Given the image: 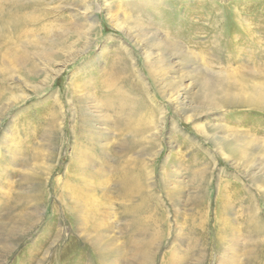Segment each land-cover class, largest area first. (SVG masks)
Listing matches in <instances>:
<instances>
[{
  "label": "rangeland",
  "instance_id": "rangeland-1",
  "mask_svg": "<svg viewBox=\"0 0 264 264\" xmlns=\"http://www.w3.org/2000/svg\"><path fill=\"white\" fill-rule=\"evenodd\" d=\"M0 151V264H264V0H0Z\"/></svg>",
  "mask_w": 264,
  "mask_h": 264
},
{
  "label": "bare ground",
  "instance_id": "bare-ground-1",
  "mask_svg": "<svg viewBox=\"0 0 264 264\" xmlns=\"http://www.w3.org/2000/svg\"><path fill=\"white\" fill-rule=\"evenodd\" d=\"M64 66V65H63ZM64 69V67H59L57 70H56V72H55V74H60L61 72H62V70ZM116 80V79H115ZM117 81V80H116ZM105 82V81H104ZM92 83V82H91ZM118 84V83H117ZM118 86V85H117ZM102 87L103 88H105V90H104V92H102V98H101V102H102V107L105 105H107V106H109L110 108L112 107V106H115V107H119V106H123V104L125 103V101L128 99L127 98V96H126V94H124V95H122L119 91L117 92L116 90H115V86H114V84H113V79H109V83H107V84H104V85H102ZM120 87V86H119ZM121 89V88H120ZM101 93V92H100ZM124 93V92H123ZM122 95V96H121ZM101 96V95H100ZM128 101V100H127ZM100 103V102H99ZM112 105V106H111ZM99 108V107H98ZM110 116V115H109ZM124 119V118H123ZM31 128V127H30ZM29 128V130H31ZM28 129V128H27ZM21 130V129H20ZM31 133H33V131L31 130ZM14 134V133H13ZM22 138V137H21ZM20 138V139H21ZM28 138V137H27ZM10 141V142H8V141ZM24 140V139H23ZM7 142V144H8V147H9V153H10V157H11V159H10V161L9 162H11V161H13V162H16L15 161V159H16V156H17V154H19V152H15V153H13L12 152V148H14V149H16L17 151H20V150H22V146H23V144L21 143V142H23L22 140H21V142H19L17 139H16V136H15V138L14 137H12V136H10V137H8V136H6V138H5V140H4V143H6ZM21 148V149H20ZM8 153V152H7ZM0 156H2V152L0 151ZM12 163V162H11ZM8 165H9V163H8ZM7 168V167H6ZM11 168V167H10ZM148 168V167H147ZM146 168V169H147ZM10 171V170H9ZM149 171V170H148ZM152 171V170H151ZM1 172V171H0ZM8 172V171H7ZM128 172V171H127ZM150 173V171L147 173V174H149ZM4 174V173H3ZM8 174L9 173H5V175H4V177H3V181L0 183V210H1V206L6 202V200L11 196V194H12V189H13V187H14V184H13V181H11L10 180V177L8 176ZM149 176V175H148ZM125 177V179H128L129 178V176L128 175H126V176H124ZM137 177H139V176H137ZM133 180H130V181H132L133 182V184H134V186H137V180H134V179H136V177H131ZM142 178V177H141ZM124 180V179H123ZM147 180V179H146ZM84 181V180H83ZM127 181V180H126ZM127 182H129V181H127ZM131 182V183H132ZM123 183V182H122ZM176 184V183H175ZM86 185V184H85ZM139 185V184H138ZM230 185V184H229ZM229 185L228 186H226V185H224L223 187H220L219 186V189L222 191V192H240V191H238V190H236L234 187L233 188H230L229 187ZM121 187V186H120ZM91 188V187H90ZM127 188V187H126ZM130 188V187H129ZM145 188V187H144ZM70 189V188H69ZM128 189V188H127ZM131 189V188H130ZM147 189H148V186H147ZM243 189V188H242ZM80 190L81 191H83V192H85V193H89L88 191H86L85 190V188H83V187H81L80 188ZM142 190V189H141ZM19 194V193H18ZM83 194V193H82ZM226 194V193H225ZM230 194V193H229ZM241 194V193H240ZM13 196V195H12ZM224 196V195H223ZM7 198V199H6ZM82 199H83V197H81ZM147 200V199H146ZM147 203L148 202H144V204H146L147 205ZM142 205V204H141ZM257 205V204H256ZM139 207H141V206H138L137 207V209L135 210V211H138V209H139ZM141 209V208H140ZM258 209H259V207H258V205L256 206V208H255V215H254V218L253 219H255L256 217L258 218L259 216H258ZM168 216H169V213L167 214ZM9 218V217H8ZM225 218H226V216H225ZM259 219V218H258ZM219 220L224 224V225H226V228H227V224H225V222H224V218H219ZM116 221V220H115ZM11 222H13V221H11ZM101 225L105 228V229H107V228H109L110 227V225H108V223H107V221L105 220V219H103L102 220V222H101ZM17 226V225H16ZM233 226H235V225H233ZM228 227H229V225H228ZM225 229V228H224ZM229 229V228H228ZM236 227H233L230 231H232V232H229L228 233V236L226 235H223V236H221L222 237V239L223 240H225V241H228V242H230L231 244H235V245H238V246H236V247H234V248H232V247H230V248H228L227 249V251H229V252H233L234 254H236L237 255V253L238 252H242V251H244V246L243 245H241L240 246V243H243V242H241L238 238H236V237H234V234H233V232H235L236 230ZM227 231H229V230H227ZM225 232H226V229H225ZM49 233V232H48ZM50 234V233H49ZM158 234H161L162 235V233H160V232H158ZM158 234H155L154 235V238L153 237H151V239H148V242H149V245L147 246L146 245V243L148 244V242H146V243H139V242H136L135 240H133L132 238L128 241L130 244H131V246H132V248H134L135 249V251L136 252H145V254H144V258H145V260H147V258H152V253H153V250H151L150 249V246H151V244H152V242L154 241V240H157V241H159V238L161 239H163L164 237H162V236H160V235H158ZM240 235V234H239ZM164 236V235H163ZM177 236V235H176ZM181 236L182 235H178L177 236V238H179V240H180V242H183L184 243V237H182L181 238ZM182 239V240H181ZM176 240V239H175ZM178 240V239H177ZM144 245H146L147 247H145ZM33 246H34V244H33ZM126 246V245H125ZM130 246V247H131ZM230 246V245H229ZM32 248V247H31ZM33 248H36V247H33ZM131 248V249H132ZM38 250L40 249V245L38 246V248H37ZM113 249V248H112ZM110 250L109 252H112L113 253V251L114 250ZM29 251H30V248L28 249ZM33 250V249H32ZM119 251V250H118ZM31 252V251H30ZM115 252H116V250H115ZM179 252V251H178ZM177 252V253H178ZM240 252V253H241ZM121 253H123L124 254V252H121ZM183 253V252H182ZM116 254V253H115ZM114 254V255H115ZM133 254V253H132ZM242 254V253H241ZM131 255V254H130ZM134 255V254H133ZM140 255V254H139ZM183 255H184V253H183ZM181 253L179 254H177V256H176V262H181V260H182V258L184 257ZM111 255H109V257H110ZM113 256V255H112ZM121 256H123V255H121V254H117V255H115V256H113V258H111L110 257V259H108V262L109 263H107V264H121V262H122V259L125 257H121ZM143 256V255H142ZM134 257V256H133ZM221 257V256H220ZM122 258V259H121ZM184 259V258H183ZM228 259H230V258H228ZM185 260V259H184ZM236 259H234V260H231L228 264H230L231 262H232V264H235L236 263ZM152 262V261H151ZM183 262V261H182ZM124 263H126V262H124ZM238 263V262H237ZM128 264H146V261L145 262H143V261H141L140 262V260L138 259V261L137 260H135L134 259V263L133 262H131V261H129V263ZM147 264H150L148 261H147ZM177 264H179V263H177ZM227 264V263H226Z\"/></svg>",
  "mask_w": 264,
  "mask_h": 264
}]
</instances>
